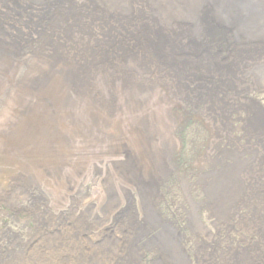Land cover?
Instances as JSON below:
<instances>
[{
    "label": "rangeland",
    "instance_id": "1",
    "mask_svg": "<svg viewBox=\"0 0 264 264\" xmlns=\"http://www.w3.org/2000/svg\"><path fill=\"white\" fill-rule=\"evenodd\" d=\"M160 1L152 0L151 10L157 12ZM250 1L251 29H257L253 39L264 44V0ZM93 2L107 16L132 4ZM0 12L2 22L19 20L6 16L5 8ZM184 16L175 18L178 26L188 22ZM44 39L40 36L34 45L12 53L10 40L0 37V264H22L25 258L52 264V256L47 259L54 242L67 257V246L51 238L63 234L66 239L72 227L81 228L83 247L97 252L102 242L105 250L122 247L117 238L137 234V226L147 230L129 247L137 264H195L200 247L208 256L205 249L221 253L243 247L247 238L256 240L239 231L227 239L213 225L209 211L202 207L199 217L192 211L194 202L206 205L224 191L219 181L224 174L233 179L234 168H245L259 155L253 139L243 140L242 122L237 120L241 112L230 119L233 143L226 138L215 141L210 122L181 102L171 85L149 78L128 60L85 75L77 81L85 87L73 90L69 82L77 69L72 67L69 81H64L62 65L52 67L41 54ZM118 65L119 70L112 69ZM256 69L264 74V67ZM251 79L264 86L259 75ZM250 94L264 107V91ZM163 159L174 171L152 198L143 181ZM233 192L228 189L221 198ZM131 215L137 221L134 226ZM55 223L62 230L52 234L49 228ZM127 249L128 243L123 251Z\"/></svg>",
    "mask_w": 264,
    "mask_h": 264
},
{
    "label": "bare ground",
    "instance_id": "2",
    "mask_svg": "<svg viewBox=\"0 0 264 264\" xmlns=\"http://www.w3.org/2000/svg\"><path fill=\"white\" fill-rule=\"evenodd\" d=\"M174 1H160L162 6L155 12L149 6L152 0H128L131 6L125 5L107 16L101 14L93 0H0V8L7 9L6 16L19 19L13 24L0 20V37L9 39L11 52L18 53L21 47L34 45L44 36L41 54L50 60L51 66L62 65V79L68 82L72 67L77 69L69 82L73 90L85 87V82H77L84 80L85 75L90 76L108 64L123 60L135 62L149 78L164 79L181 102L203 115L213 127L215 141L226 138L228 144L233 143L230 119L241 112L237 120L242 122L243 140L244 137L253 139L260 149L259 155L255 154L245 168H234L233 179L230 174H224L219 179L224 191L214 195L211 204L194 202L192 211L198 217L202 207L209 211L215 219L213 225L227 239L231 232L239 231L256 240L247 238L249 242L243 240V247L228 246L221 253L207 246L210 249L204 251L208 256L200 247L195 264H264V107L250 94L256 89L264 91V86L256 85L251 79L255 74L264 78L262 69H256L264 67V44L261 39H253L252 33H257V29H251L255 27L254 22L249 20L253 6L250 0ZM175 5L179 11L172 8ZM166 11L169 13L164 14ZM183 16L186 21L178 26L175 18ZM247 21H250L248 25ZM23 23L25 33L20 31ZM121 65L112 69L119 70ZM122 72L129 75L128 71ZM155 167L147 181L142 180L152 198L157 186L174 171L166 159L157 161ZM228 189L234 191L228 200L221 198ZM243 210L245 213L241 214ZM129 222L132 226L137 224L132 215ZM61 230L57 223L49 228L50 233ZM80 230L72 227L66 239L63 234L51 238L67 246V257L58 253L59 243L54 242L52 249L47 248L50 249L47 260L52 256V264H63V261L137 264L135 251L129 247L133 240L147 233L137 226V234L123 236L122 240L117 238L122 247L105 250L102 242L97 252L83 247ZM126 243L128 249L123 251ZM31 261L48 264L37 258H25L22 264Z\"/></svg>",
    "mask_w": 264,
    "mask_h": 264
}]
</instances>
